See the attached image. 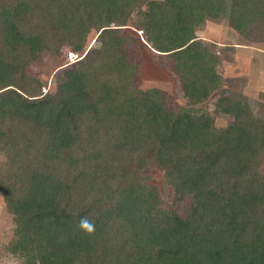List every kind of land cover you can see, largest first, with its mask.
<instances>
[{"label":"trees","instance_id":"obj_1","mask_svg":"<svg viewBox=\"0 0 264 264\" xmlns=\"http://www.w3.org/2000/svg\"><path fill=\"white\" fill-rule=\"evenodd\" d=\"M161 55L189 104L138 88L125 49ZM264 26V0H0V200L20 264H264V118L225 86L207 18ZM94 42L89 44L91 31ZM64 47L54 91L27 71ZM172 189L166 204L149 170ZM86 219L91 232L81 226Z\"/></svg>","mask_w":264,"mask_h":264},{"label":"rangeland","instance_id":"obj_2","mask_svg":"<svg viewBox=\"0 0 264 264\" xmlns=\"http://www.w3.org/2000/svg\"><path fill=\"white\" fill-rule=\"evenodd\" d=\"M136 20H138L136 8L130 9L126 14V25L123 29L133 36V40L126 45L125 49L129 60L138 64L135 85L141 89L160 88L168 95V103L176 102L181 108L207 111L214 116L217 126H226L231 119L230 116L225 113L214 114L212 112L216 92L202 103L192 105L187 103L180 87L181 84L172 71L170 56L161 55L136 40V35L140 34V31L137 32L132 26ZM196 34L203 40L214 44L213 49L219 56L218 71L224 77L225 86L245 95L253 104L256 114L264 118V26L248 25L244 30L238 31L231 26L227 17L207 18L196 28ZM95 35V31H91L88 38L89 44L94 42ZM73 53L70 48L64 47L59 55L44 56L40 62L30 63L27 71L38 76L41 80L42 91H54V73L76 58L77 54ZM257 165L260 173L264 174V153L261 154ZM149 173L151 181L158 187L163 197V202L169 204L172 189L166 182L162 171L152 168ZM9 236V232L4 230L0 235V248ZM0 264L20 263L12 256L2 253Z\"/></svg>","mask_w":264,"mask_h":264},{"label":"crops","instance_id":"obj_3","mask_svg":"<svg viewBox=\"0 0 264 264\" xmlns=\"http://www.w3.org/2000/svg\"><path fill=\"white\" fill-rule=\"evenodd\" d=\"M5 221H6V223H5ZM6 224H7V213H6L5 208L3 207L2 202L0 200V235L3 234V231L5 230Z\"/></svg>","mask_w":264,"mask_h":264},{"label":"clouds","instance_id":"obj_4","mask_svg":"<svg viewBox=\"0 0 264 264\" xmlns=\"http://www.w3.org/2000/svg\"><path fill=\"white\" fill-rule=\"evenodd\" d=\"M81 226L89 232L93 230V225L86 219L81 220Z\"/></svg>","mask_w":264,"mask_h":264},{"label":"bare ground","instance_id":"obj_5","mask_svg":"<svg viewBox=\"0 0 264 264\" xmlns=\"http://www.w3.org/2000/svg\"><path fill=\"white\" fill-rule=\"evenodd\" d=\"M74 54V53H73ZM77 59V58H76Z\"/></svg>","mask_w":264,"mask_h":264}]
</instances>
